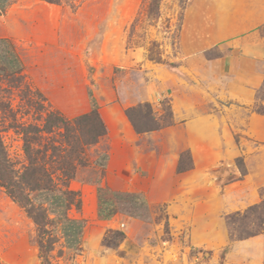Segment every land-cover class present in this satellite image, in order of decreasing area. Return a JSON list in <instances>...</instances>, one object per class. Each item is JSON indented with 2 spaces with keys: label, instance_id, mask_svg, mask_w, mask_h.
Here are the masks:
<instances>
[{
  "label": "rangeland",
  "instance_id": "obj_1",
  "mask_svg": "<svg viewBox=\"0 0 264 264\" xmlns=\"http://www.w3.org/2000/svg\"><path fill=\"white\" fill-rule=\"evenodd\" d=\"M258 8L253 0H161L156 13L150 0H9L0 56L12 50L23 63L16 78L0 65V136L13 168L21 174L29 164L23 132L42 128L50 112L73 122L96 107L106 134L82 144L71 179L57 158L39 159L50 190H25L35 206L65 188L79 192L81 208L67 210L84 223L78 244L51 212L40 234L0 186V264H47L40 242L49 237V264H264V233L240 239L230 217L264 199ZM246 19L256 24L238 28ZM143 103L160 127L138 133L126 110ZM60 131L29 133L41 137L33 148L69 147ZM188 155L192 166L179 170Z\"/></svg>",
  "mask_w": 264,
  "mask_h": 264
},
{
  "label": "trees",
  "instance_id": "obj_2",
  "mask_svg": "<svg viewBox=\"0 0 264 264\" xmlns=\"http://www.w3.org/2000/svg\"><path fill=\"white\" fill-rule=\"evenodd\" d=\"M45 1L50 3H59L62 0ZM8 2L9 0H0V11L5 9ZM160 2L161 0H150L151 11L157 13L159 11ZM4 43H7V40L4 38L0 39V47L4 45ZM6 53L7 54L4 56H0V65L3 69L2 72H6L7 75L12 74L13 77H15L23 70V63L14 51L6 50ZM126 114L138 133L154 130L160 127L153 115L152 108L149 103L129 107L126 110ZM54 128L64 129L63 132L60 131V135H66V140L63 141L67 142L69 147L63 148L64 144L59 143L58 145L52 144L51 146H49V144H45L46 146L44 147H46V149L43 151L39 150V148H33L32 142L35 141L40 143L41 137L38 134L30 137L29 133H50L54 130ZM71 132L76 133L73 135V139H70ZM23 133L25 141L24 149L28 155L29 164L25 167L21 174H18L19 172H17L10 163L6 148L0 136V186L5 187L8 194L17 202L22 204L28 215L31 216L38 225L40 234H44L48 231L47 223L50 216L49 213L51 212L61 219L62 231L64 236H66L67 240L70 242L69 245L78 244L81 239L84 223L78 219L68 217L67 210L72 205H74L77 209L81 208V198L79 196L75 198V196L79 195V192L65 188L62 191L53 193L51 200L45 201L47 205H44V202H40L35 206V204L31 202V199H29L25 190H50L51 183H49V181L45 183L43 175L46 179L52 181L51 176L47 174L45 166L42 165L41 167L38 165L39 159L46 164L48 161H52L51 159L57 158V164L59 170H61L64 174L63 176H65L66 179L73 178L75 171V164L73 162L74 160L79 161L81 159V154L79 153L82 144L87 145L96 143L101 136L106 134V126L102 121L97 108L93 107L89 113L77 117L73 122L68 121L62 114L50 112L47 115L45 125L42 128L34 126L31 127L29 132L24 131ZM49 149H51V152L48 154L47 152ZM35 154L37 156H35ZM182 158L183 156H181L179 161L178 169L185 170L190 168L192 166L191 157L189 156L190 162L186 166L184 165V160ZM48 205L52 208H49ZM104 212L105 211L102 210V206H100L99 215L103 218H108L109 215H105ZM230 217L233 220V226H231V228L235 229L234 231H239L238 236L240 239L264 233V199L261 202L248 207L244 212H236ZM112 233L120 236V239L124 238V233L122 231L116 230L112 231ZM49 239L50 241H47L46 244L42 241L40 242L41 255L47 264L50 263L48 260V254L52 249V244L54 243L52 238L49 237ZM113 245L116 247L119 243L115 241Z\"/></svg>",
  "mask_w": 264,
  "mask_h": 264
},
{
  "label": "crops",
  "instance_id": "obj_3",
  "mask_svg": "<svg viewBox=\"0 0 264 264\" xmlns=\"http://www.w3.org/2000/svg\"><path fill=\"white\" fill-rule=\"evenodd\" d=\"M253 2L254 3H256L257 5H258V14H256V17L255 18H257V20L259 19H261V22H264V0H253ZM246 4V3H245ZM259 9H261V11H259ZM260 17V18H259ZM255 19H250V20H247L246 19V21L245 22H240L239 24H238V28L240 27H242L243 28V26H246V25H253L252 23H255V22H253ZM250 21H251V23H250ZM257 22V21H256ZM259 22V21H258ZM260 23V22H259ZM256 24V23H255ZM224 25V24H223ZM226 28V23H225V25H224V29ZM241 33V32H240ZM243 41V42H242ZM239 44H243V46H242V48H243V51L242 52H244L245 54H250V51H251V48H249V47H247V40L245 39V40H242Z\"/></svg>",
  "mask_w": 264,
  "mask_h": 264
}]
</instances>
